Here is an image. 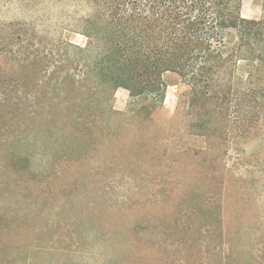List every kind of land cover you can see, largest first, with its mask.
I'll return each mask as SVG.
<instances>
[{
    "label": "rangeland",
    "instance_id": "374dc122",
    "mask_svg": "<svg viewBox=\"0 0 264 264\" xmlns=\"http://www.w3.org/2000/svg\"><path fill=\"white\" fill-rule=\"evenodd\" d=\"M90 11L83 0H0V240L34 238L36 264H264V128L202 150L218 141L190 125V87L174 74L151 122L105 120L93 131L117 139L95 150L32 113L29 99L51 90L38 84L59 58L48 50L58 39L86 46ZM242 14L262 8L244 0ZM151 101L120 87L112 104L129 115Z\"/></svg>",
    "mask_w": 264,
    "mask_h": 264
},
{
    "label": "trees",
    "instance_id": "16d2710c",
    "mask_svg": "<svg viewBox=\"0 0 264 264\" xmlns=\"http://www.w3.org/2000/svg\"><path fill=\"white\" fill-rule=\"evenodd\" d=\"M83 1L91 8L82 28L87 45L58 39L48 50L59 57L48 66L50 76L38 78V84L51 87L49 96L28 98L38 105L32 113L63 126L64 139L88 137L84 151H90L106 137L111 143L117 139L116 132L93 131L105 120L111 127L130 126L138 118L151 122L152 111L163 106L171 74L190 87L182 100L190 125L218 141L211 144L214 150H202L219 154L218 146L235 131L249 135L264 128V0H256L262 8L258 19L243 16L244 0ZM37 63L42 62L31 66ZM120 87L132 98L151 96L152 104L129 115L115 110L112 100ZM234 120L240 124L235 128ZM34 242L28 237L10 252L1 241L0 264H36L43 250H35ZM122 258L134 264L125 257L112 264Z\"/></svg>",
    "mask_w": 264,
    "mask_h": 264
}]
</instances>
